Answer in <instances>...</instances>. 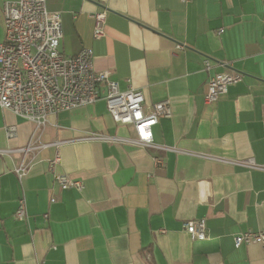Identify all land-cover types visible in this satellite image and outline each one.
I'll return each instance as SVG.
<instances>
[{"label": "crops", "instance_id": "crops-1", "mask_svg": "<svg viewBox=\"0 0 264 264\" xmlns=\"http://www.w3.org/2000/svg\"><path fill=\"white\" fill-rule=\"evenodd\" d=\"M8 1L16 0H0V42ZM46 5L62 12L67 52L91 48L95 69L123 91L142 90L146 107L171 101L172 116L153 129L169 149L86 139L135 136L104 99L49 115L36 134L47 146L27 153L22 179V154L0 155V264H264L260 244H234L236 234L264 229V0ZM104 8L106 36L95 38L92 15ZM223 62L243 78L207 104V80L229 70ZM35 127L0 106V149L27 146ZM160 153L162 166L153 158ZM249 159L259 167L236 163ZM57 174L82 180L83 190L62 188ZM203 218L208 237L193 239L184 224Z\"/></svg>", "mask_w": 264, "mask_h": 264}, {"label": "built area", "instance_id": "built-area-1", "mask_svg": "<svg viewBox=\"0 0 264 264\" xmlns=\"http://www.w3.org/2000/svg\"><path fill=\"white\" fill-rule=\"evenodd\" d=\"M184 3L194 0H181ZM4 40L0 42V106L11 110L35 124L30 143L22 148H1L0 155L22 154V161L15 168L20 179L27 174L31 161L27 159L29 151H37L47 144L36 143L40 137L37 130L43 128L51 114L73 108L94 104L104 99L108 111L119 124L133 126L134 137L114 138L101 133H92L86 139L99 141H120L143 148L163 152L169 147L158 143L154 137V126L162 117L172 116L169 99L145 106L144 92L130 88L121 90L117 81L110 79L107 71H97L94 67V52L83 48L76 53L67 52L63 46L64 32L62 12L50 11L46 0H16L3 4ZM108 9L94 12V37L106 36ZM224 28L219 29L222 33ZM228 71L218 73L207 80L205 102H217L227 93L230 85L242 80L243 74L234 70L230 62H223ZM204 67H212L210 60L204 61ZM106 93L103 94V87ZM9 139L17 136V127H6ZM158 166L164 165L160 154L153 156ZM57 156L50 160L51 168L59 162ZM248 167H259L253 159L236 161ZM0 167V178H1ZM62 188L74 187L83 190L82 180L68 174L55 175ZM47 217L48 215L45 214ZM26 217L25 199H20L16 218ZM184 229L193 239L204 240L208 237L205 218L187 221ZM238 248L243 244H260L264 248V229L246 230L234 236Z\"/></svg>", "mask_w": 264, "mask_h": 264}]
</instances>
